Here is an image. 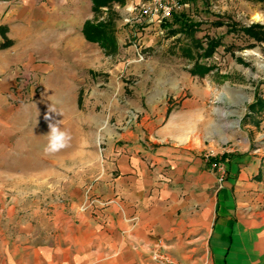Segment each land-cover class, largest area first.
<instances>
[{
  "label": "crops",
  "instance_id": "crops-1",
  "mask_svg": "<svg viewBox=\"0 0 264 264\" xmlns=\"http://www.w3.org/2000/svg\"><path fill=\"white\" fill-rule=\"evenodd\" d=\"M92 16V0H0V27L12 42L0 50V264H154L158 246L178 264H264V191L253 179L260 162L245 147L219 152V182L202 148L150 120L149 145L137 130L110 131L113 174L94 183L108 202L97 215L78 210L82 180L67 186L66 206L49 211L23 190L55 177L48 127H40L44 161L28 160L39 123L55 120V107L68 121L64 108L77 104L81 77L102 68L101 48L82 34Z\"/></svg>",
  "mask_w": 264,
  "mask_h": 264
},
{
  "label": "rangeland",
  "instance_id": "rangeland-1",
  "mask_svg": "<svg viewBox=\"0 0 264 264\" xmlns=\"http://www.w3.org/2000/svg\"><path fill=\"white\" fill-rule=\"evenodd\" d=\"M123 1L113 3L108 11L92 12L90 20L110 22L116 50L106 53L101 49V70L81 77L77 104L64 108L68 121L57 119L63 114L61 108L50 111L70 136L66 146L53 153L54 179L36 190H23L36 194L39 209L49 211L54 205L66 206L67 186L73 189L82 180L84 203L78 210L97 215L108 202L94 192V183L102 174L110 178L113 174L105 154L110 131L137 130L145 146L150 144L146 123L156 120L155 131L166 126V132L176 139L188 137V144L202 148L210 163L223 166V155L218 159V154L224 150H252L260 162L253 179L264 191V43L249 40L242 31L251 25L264 26V0H177L179 6L169 20L151 24L138 22L129 13L134 4L147 5L151 0ZM211 39L219 46L211 58L198 59ZM196 62L210 71L202 76L192 73L197 70ZM69 94L65 91L63 96L68 99ZM37 110L36 114H43L42 108ZM128 120L131 123L125 128ZM48 124L39 123L37 154L28 156L29 161H44L40 127ZM12 157L7 162L14 163ZM95 200L105 205L96 206Z\"/></svg>",
  "mask_w": 264,
  "mask_h": 264
},
{
  "label": "trees",
  "instance_id": "trees-1",
  "mask_svg": "<svg viewBox=\"0 0 264 264\" xmlns=\"http://www.w3.org/2000/svg\"><path fill=\"white\" fill-rule=\"evenodd\" d=\"M118 2L123 4V0H92V12L97 13L101 11L102 8L109 10V6L113 3ZM174 22H177V18H173ZM189 32H191L192 27L187 26ZM5 28L0 27V35L2 37V42L0 43V50L6 49L12 45V42L5 37ZM243 34L249 39L256 43H264V26L261 25H251L249 27L243 28ZM187 33V29H185ZM188 32V33H189ZM82 34L88 42L96 43L103 49L106 53H113L116 50V41L112 32V25L110 22H99V21H87L85 22ZM199 44L196 43V46ZM219 46V42L215 39L208 40L206 43V48L203 49L201 54L198 55V59H209L215 52L216 48ZM200 47V46H199ZM192 73L199 74L200 76L204 73H208L210 70L203 68L197 62L194 64Z\"/></svg>",
  "mask_w": 264,
  "mask_h": 264
},
{
  "label": "built area",
  "instance_id": "built-area-1",
  "mask_svg": "<svg viewBox=\"0 0 264 264\" xmlns=\"http://www.w3.org/2000/svg\"><path fill=\"white\" fill-rule=\"evenodd\" d=\"M151 0L147 5H136L134 4L131 8H129L130 14H135L138 22L144 20L147 24H151L157 20H169L172 15V11L178 8L179 3L177 0ZM129 21L127 20L126 23ZM139 56V54H138ZM140 57V56H139ZM131 123V120H128L125 123V128ZM102 140H98V144L102 143ZM210 167L217 173L218 181L221 182L224 177V168L220 163L211 162ZM92 203H96V206L105 205L101 201L95 200ZM151 259L154 264H178L175 262L170 256H168L160 246H158L151 253Z\"/></svg>",
  "mask_w": 264,
  "mask_h": 264
},
{
  "label": "clouds",
  "instance_id": "clouds-1",
  "mask_svg": "<svg viewBox=\"0 0 264 264\" xmlns=\"http://www.w3.org/2000/svg\"><path fill=\"white\" fill-rule=\"evenodd\" d=\"M49 119L48 143L44 148L46 153H55L64 148L70 139L69 133L62 131L55 120Z\"/></svg>",
  "mask_w": 264,
  "mask_h": 264
}]
</instances>
